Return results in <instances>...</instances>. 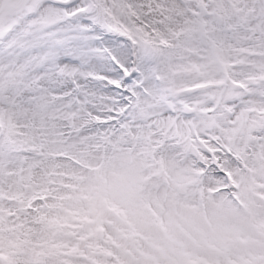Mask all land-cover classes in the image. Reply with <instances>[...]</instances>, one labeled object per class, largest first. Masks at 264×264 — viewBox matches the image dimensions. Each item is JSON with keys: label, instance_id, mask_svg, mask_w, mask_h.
Returning <instances> with one entry per match:
<instances>
[{"label": "snow or ice", "instance_id": "snow-or-ice-1", "mask_svg": "<svg viewBox=\"0 0 264 264\" xmlns=\"http://www.w3.org/2000/svg\"><path fill=\"white\" fill-rule=\"evenodd\" d=\"M0 264H264V0H0Z\"/></svg>", "mask_w": 264, "mask_h": 264}]
</instances>
